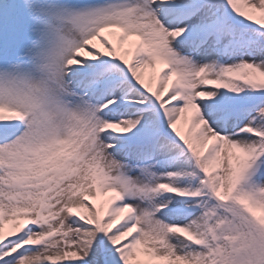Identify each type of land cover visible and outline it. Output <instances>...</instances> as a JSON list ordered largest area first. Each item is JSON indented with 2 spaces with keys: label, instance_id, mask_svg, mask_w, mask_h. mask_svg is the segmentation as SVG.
Wrapping results in <instances>:
<instances>
[{
  "label": "snow or ice",
  "instance_id": "snow-or-ice-1",
  "mask_svg": "<svg viewBox=\"0 0 264 264\" xmlns=\"http://www.w3.org/2000/svg\"><path fill=\"white\" fill-rule=\"evenodd\" d=\"M0 264H264V0H0Z\"/></svg>",
  "mask_w": 264,
  "mask_h": 264
}]
</instances>
